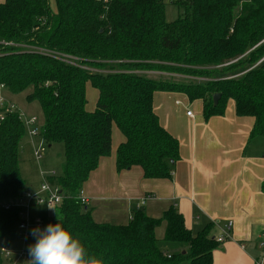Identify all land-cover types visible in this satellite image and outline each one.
<instances>
[{"label": "trees", "instance_id": "16d2710c", "mask_svg": "<svg viewBox=\"0 0 264 264\" xmlns=\"http://www.w3.org/2000/svg\"><path fill=\"white\" fill-rule=\"evenodd\" d=\"M55 2V8L50 0L0 2V84L13 93L32 87L27 100L38 101L44 114L40 135L49 146L64 144L62 172L47 176L63 194L53 213L102 264H180L185 258L213 264L220 244L214 223L193 233L174 206L159 218L139 209L126 224L101 223L78 195L111 155L114 125L125 136L118 171L139 165L146 178H171L180 142L155 112L157 91L203 100L206 118L223 115L233 99L238 116L255 118L250 137L264 134V0H173L181 9L174 21L166 18V0ZM151 72L170 76L153 78ZM175 74L207 80L178 81ZM89 84L99 93L93 110L87 107ZM0 114V239L11 244L22 217L20 208L7 206L26 188L20 155L27 129L7 104ZM164 221L163 240L182 246L178 253L160 246L156 229Z\"/></svg>", "mask_w": 264, "mask_h": 264}, {"label": "crops", "instance_id": "0c3cea01", "mask_svg": "<svg viewBox=\"0 0 264 264\" xmlns=\"http://www.w3.org/2000/svg\"><path fill=\"white\" fill-rule=\"evenodd\" d=\"M89 87L93 86L88 85L87 95L95 92ZM2 94L18 107L17 94ZM98 95V90L89 95L88 109H95ZM23 108L30 114L28 108ZM154 109L161 124L180 142V159L171 178H146L139 165L118 171L117 150L125 136L114 125L111 155L101 159L83 186L94 220L126 224L139 209L159 218L174 206L193 233L212 222L218 237L232 222L229 237L213 252V264H254L264 229V134L250 137L255 118L238 116L233 99L228 101L223 115L206 118L203 100L191 101L182 92L157 91ZM188 110L193 111L192 116L187 115ZM25 137L22 154L29 147L32 156L36 138ZM47 168L51 173V166ZM23 178L25 189H40V182L31 175ZM49 210L51 214L54 206ZM166 227L164 221L157 227L156 236L163 243L161 248L172 254V243L163 240ZM181 247L178 245V250ZM183 252L188 253L185 249ZM3 258L4 264H10L4 255ZM180 264H190V260L184 259Z\"/></svg>", "mask_w": 264, "mask_h": 264}, {"label": "built area", "instance_id": "2783aa9c", "mask_svg": "<svg viewBox=\"0 0 264 264\" xmlns=\"http://www.w3.org/2000/svg\"><path fill=\"white\" fill-rule=\"evenodd\" d=\"M40 51H47L44 48H38ZM49 51V50H48ZM52 53L54 56H56L59 59L65 60L69 63H75L77 57H73L71 55L65 54V53H60V52H54V51H49ZM5 88L4 84H0V106L1 105H8V110L9 111H18L17 107L15 104H10L5 96L2 94V91ZM19 112V111H18ZM21 119L24 121L26 129H27V134L34 138L36 136L41 138V142L38 144L33 145V156L36 160H41L44 156V153L46 152V147L47 143L43 136L40 135V127L41 123H39V119L37 116H32L28 117L25 115L23 112H19ZM187 115L192 116L193 111L188 110ZM0 119H4V114H0ZM49 174H56L55 171H52ZM48 174L43 177V180L40 184V189L38 191L30 190V189H25L22 191L20 197L16 201L15 205H8L7 208L10 207H18L21 209V217L22 220L19 224V234L21 235V238L23 240L24 247H22L19 250H12L8 246H3L0 248L1 253L9 260L12 261V264H20V263H27L29 264L30 256L28 253V247L27 245L30 244L32 239H36L32 235V229L39 227L41 230L45 228V224L41 221V219H36L33 224L29 222V215L28 212L26 211L29 206L33 203L37 204H49L50 206H56L60 205L63 202V194L61 191V187L59 184L56 182L51 183L48 178ZM78 198L81 200L83 204L88 203V198L85 196L83 189L81 190L80 194L78 195ZM147 199H149V196L144 198L142 203L144 204ZM232 227V222H229L225 231L223 232L222 235L217 237V240L219 242H224L230 234ZM258 248H259V253L254 259V264H264V229L261 233L260 240L258 242ZM170 257V255H169Z\"/></svg>", "mask_w": 264, "mask_h": 264}, {"label": "rangeland", "instance_id": "374dc122", "mask_svg": "<svg viewBox=\"0 0 264 264\" xmlns=\"http://www.w3.org/2000/svg\"><path fill=\"white\" fill-rule=\"evenodd\" d=\"M4 1L5 0H0V2H4ZM166 3H167L166 18L168 21H174L180 16L181 9L178 5L173 4V0H166ZM50 4L52 8L56 7L55 0H50ZM147 75L149 77L158 78V79H161L162 77H164L163 79H166L165 77L170 76L167 74L155 73V72L148 73ZM196 76H199V75H196ZM196 76H189V75H182V74L173 75V77L176 78L178 81H186V80L187 81H205L207 80V78L196 77ZM89 89L95 90V92H97V90L93 87H89ZM1 91H3V93H6L8 91L10 92V94H17V99H18L16 100L18 101L16 102L18 104L17 110L23 113L24 112L23 106H24L25 108H28V112L30 113V114H27L26 112H24L25 115H27L28 117L37 116L39 119V123L42 124L44 122V114H43L40 103L38 101L30 102L27 100V95L32 91V87L28 88L26 91L22 93H13L7 89H3ZM95 92L89 91L88 97L91 93L92 95H95ZM174 94H177V93H174ZM33 102H34V105H33ZM27 105H30V106L27 107ZM95 105H96V102H94V106ZM27 136L29 137L28 134ZM25 138H24V141H25ZM34 138H36L35 144H38L41 142L40 137L36 136ZM24 141L22 143V148H21L20 166H21L22 175L25 178H26V175H31L34 179H37V182L38 181L40 182L39 183L40 185L43 180V177L49 174L50 170L47 167L51 166L52 171H55L56 174H60L62 172V167L65 161V148H64L63 143L56 142V143H52V145L50 146L47 144L46 152L44 153L43 158L41 160H36L33 156V150H32V156L30 155L31 149L29 147L24 148L23 154H22ZM33 145L34 144H32V146ZM49 206H50L49 204H37V203L31 204L27 211L29 215V219H28L29 222L33 224L36 219H41V221L45 224V227L50 223L53 224L55 219L58 217V214L53 213V212H51L50 214ZM35 240L36 239H32L31 244H34ZM3 244L5 246L10 247V249L12 250L21 249L22 247H24L21 235H18L17 239L11 244L6 243V241L3 239H0V247ZM162 244L163 243L160 242L161 247H163ZM170 249L171 251H174V253H178L177 245L171 244ZM8 262L12 264V261L9 259H8ZM20 264H27V263H20Z\"/></svg>", "mask_w": 264, "mask_h": 264}, {"label": "clouds", "instance_id": "9594fccd", "mask_svg": "<svg viewBox=\"0 0 264 264\" xmlns=\"http://www.w3.org/2000/svg\"><path fill=\"white\" fill-rule=\"evenodd\" d=\"M58 220L43 230L39 227L32 229L36 240L28 248L29 264H102V260L94 253L89 254L81 241L63 225L59 213Z\"/></svg>", "mask_w": 264, "mask_h": 264}, {"label": "water", "instance_id": "95a60500", "mask_svg": "<svg viewBox=\"0 0 264 264\" xmlns=\"http://www.w3.org/2000/svg\"><path fill=\"white\" fill-rule=\"evenodd\" d=\"M220 97H221V94H220V93H216V94L214 95L213 99H214V104H215V105L218 104Z\"/></svg>", "mask_w": 264, "mask_h": 264}]
</instances>
